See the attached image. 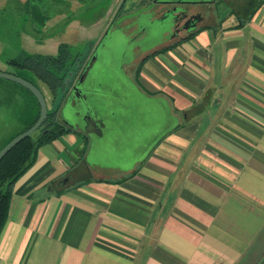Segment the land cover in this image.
<instances>
[{"label": "crops", "instance_id": "crops-1", "mask_svg": "<svg viewBox=\"0 0 264 264\" xmlns=\"http://www.w3.org/2000/svg\"><path fill=\"white\" fill-rule=\"evenodd\" d=\"M144 53L133 106L169 114L148 121L142 158L89 163L101 124L41 147L13 186L0 264H264V2Z\"/></svg>", "mask_w": 264, "mask_h": 264}, {"label": "rangeland", "instance_id": "rangeland-1", "mask_svg": "<svg viewBox=\"0 0 264 264\" xmlns=\"http://www.w3.org/2000/svg\"><path fill=\"white\" fill-rule=\"evenodd\" d=\"M79 1L57 0L56 5L52 4L51 7L49 0H0V72L37 86L49 106L51 96L42 82L31 71L13 66L8 60L33 54H55L60 44L68 46L72 57L83 54L87 40L96 39L102 29L105 19L101 17L106 4L101 2L103 0ZM97 1L99 6L91 7ZM96 57L97 61L89 75L88 88L84 90L90 93L97 91L106 98L109 96V102L106 101L109 111L101 114L94 109L88 114L92 120L101 118L106 128L103 139L98 141L91 137L92 150L87 160L101 168H116L118 164L126 162L122 159L123 153H128L127 157L132 154L128 152L130 137L144 130L148 121L153 120L154 114H157L155 118L169 114V108L156 102L151 106L152 112L145 114L133 106V103L139 102V95L131 84L130 77L134 72H131L129 66L134 58L128 51L113 44L107 51H99ZM73 97L76 99L77 94L70 96ZM28 104L33 107L31 97L19 85L0 78V150L23 130L32 116L28 114ZM62 109V120L70 119L67 113L69 104ZM130 112V125L124 128L125 133L117 134L116 120L120 118L122 121L121 116L124 113L129 115ZM86 115L87 112L82 108L72 118L73 122L84 126ZM147 147L142 146L126 164L132 165L142 158Z\"/></svg>", "mask_w": 264, "mask_h": 264}, {"label": "flooded vegetation", "instance_id": "flooded-vegetation-1", "mask_svg": "<svg viewBox=\"0 0 264 264\" xmlns=\"http://www.w3.org/2000/svg\"><path fill=\"white\" fill-rule=\"evenodd\" d=\"M49 1L51 7L53 6L52 4L56 5L57 0ZM79 2L87 1L80 0ZM101 2L106 4V10L101 17V19H105L102 29L99 31L96 39L91 38L87 40L83 54L72 57L66 44L58 45L55 54H45L56 56L59 48L64 46L71 56L70 64L74 61L70 75L63 82L65 86L63 90L58 89L53 93L42 83L51 96L49 106L45 96L42 94L47 109H54L58 105L56 120L65 127L67 126L60 117V114L63 112L62 108L66 104H69L71 112L77 116L79 114L78 110H82L89 96H96L94 95V91L90 93L84 89L88 88L89 75L97 61V53L99 51H107L108 47L113 45L112 40L121 42L119 45L121 50H128L132 53L134 61L131 62L129 67L136 71L140 64L138 56L145 54L141 43L148 34L157 35L158 39H160V43L149 50L150 53L170 49L177 42L186 40L200 30L208 28L210 21L219 14L220 9L228 11L229 14L234 16L249 14L264 0H103ZM98 3L97 1L91 7L99 6ZM143 9L148 10L136 17L124 18ZM136 22L139 23L138 26H136ZM80 79L82 80L81 82ZM35 87L39 90L37 86ZM75 87L78 93H80L79 97L76 99L75 97L70 98L73 94L72 89ZM65 89V94H63ZM91 121V123H88L89 125L85 124L84 127L99 130L96 122ZM79 126V124H76V127L79 128Z\"/></svg>", "mask_w": 264, "mask_h": 264}, {"label": "trees", "instance_id": "trees-1", "mask_svg": "<svg viewBox=\"0 0 264 264\" xmlns=\"http://www.w3.org/2000/svg\"><path fill=\"white\" fill-rule=\"evenodd\" d=\"M70 57L66 47L61 46L56 56L40 54L19 56L8 60V63L18 68L31 71L54 93L58 89L63 90L65 87L63 82L70 75L71 67L74 65V61L70 64ZM139 71L140 68L138 67L136 75L139 74ZM20 88L26 92L27 96L31 97L33 107H30L28 104V114L32 116L25 124L23 130L17 135L30 129L36 123L40 114L39 104L35 97L28 90L21 86ZM65 91L66 89L63 94H65ZM57 107L58 105L54 109H47V118L42 125L32 135L13 147L0 160V234L6 224L15 182L34 164L38 150L41 147L52 143L66 134L72 133L70 128L63 126L56 120Z\"/></svg>", "mask_w": 264, "mask_h": 264}, {"label": "water", "instance_id": "water-1", "mask_svg": "<svg viewBox=\"0 0 264 264\" xmlns=\"http://www.w3.org/2000/svg\"><path fill=\"white\" fill-rule=\"evenodd\" d=\"M150 8V7H149ZM148 8V9H149ZM148 9H143V10H139L134 14L128 15L127 17L124 18H131V17H136L137 15H139L140 13H144L146 12ZM138 22H136V26H138ZM121 42L117 41V40H112V44L115 45H120ZM160 43V39H158L157 35L154 34H148L144 40L141 43V47L142 50L144 52L149 51L153 46H156L157 44ZM128 51V50H126ZM131 55L132 53L130 51H128ZM0 78L4 79V80H8L11 81L21 87H23L24 89L28 90L37 100L38 104H39V108H40V114H39V118L36 121V123L27 131L23 132L20 135H17L16 137H14L11 141H9L1 150H0V160L13 148L15 147L18 143H20L22 140H24L25 138L29 137L30 135H32L44 122V120L47 117V106H46V102L45 99L42 95V93L31 83L18 78L16 76L13 75H9V74H4L0 72ZM82 80L80 79V82ZM73 94H77V97H79V94L76 87L72 89ZM94 95L96 96H89L88 100L85 101L83 109L87 112V115L85 116V118L91 119V117L88 116L89 113H92L94 111V109H96L98 112L102 113H106L107 111H109V109H107L108 104L106 101L109 102V100L107 98H109V96L106 98L105 95H102V93H99L97 91H94ZM93 100H95V102H93ZM107 110V111H106ZM122 110H124V108L122 107ZM127 112V110H125ZM74 112H76V110H74ZM79 112V110H78ZM68 117H70V119L67 120H63V122L65 123V125L70 128V129H76L78 127H76V124L73 122V119L76 115H74L71 112V108L68 110ZM125 114V113H124ZM124 114L121 116L122 119L124 117ZM125 116H128L127 114H125ZM120 119V118H119ZM93 121H97L99 123H101L105 128H106V124L104 123V121L100 118L93 120ZM120 121V120H119ZM123 120L120 121V125L118 123H115L117 128H121V125H123ZM166 120H163V126H165ZM99 123H96L97 125H99ZM86 124V123H85ZM84 124V125H85ZM158 122H156V124H148L145 126L144 130H142L141 132H135V135L131 136L130 139V147L128 148V152L132 153L131 156H128L126 154L128 153H123L122 155V159H124L123 161H126L125 164H118L117 167L119 168H123L124 166H126L127 161L130 160L132 158V155H134L138 149L142 148V146L145 144L146 141H148V136L150 135V133H152L151 128L153 129L155 126H158ZM152 125V127H151ZM84 127V126H83ZM101 128V127H100ZM102 129V128H101ZM105 130L104 128L102 129V131ZM93 144V143H92ZM130 158V159H129Z\"/></svg>", "mask_w": 264, "mask_h": 264}]
</instances>
